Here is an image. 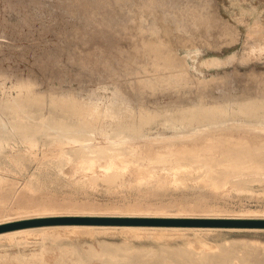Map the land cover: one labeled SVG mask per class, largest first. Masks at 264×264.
<instances>
[{
    "label": "rangeland",
    "instance_id": "rangeland-1",
    "mask_svg": "<svg viewBox=\"0 0 264 264\" xmlns=\"http://www.w3.org/2000/svg\"><path fill=\"white\" fill-rule=\"evenodd\" d=\"M21 97L36 103L23 101L18 112L13 108ZM251 102L264 104V0H0V225L21 223L0 232V264H43L32 256L42 248L45 264H188L201 254L206 258L198 264H264V227L188 223L264 219V179L216 189L196 168L161 184L139 183L131 171L123 175L114 167L102 175L75 172L77 154L111 153L113 162L118 147L65 143L63 156L52 151L63 134L104 142L87 127L61 128L96 107L101 118L116 111L122 123H144L152 136L188 132L195 122L173 123L201 117L203 128L259 138L264 112L253 117L240 110ZM36 106L41 110L34 112ZM21 126L39 127L34 146L27 133L20 135ZM18 156L20 164L12 160ZM93 216L143 221L73 220ZM39 219L49 222H34Z\"/></svg>",
    "mask_w": 264,
    "mask_h": 264
},
{
    "label": "bare ground",
    "instance_id": "bare-ground-1",
    "mask_svg": "<svg viewBox=\"0 0 264 264\" xmlns=\"http://www.w3.org/2000/svg\"><path fill=\"white\" fill-rule=\"evenodd\" d=\"M19 98H17L18 100L15 99L18 102L14 101V100H13V103L11 102L12 106L16 102V105L14 104L13 109H15L17 111H18V109H20V110L23 109V107H24L23 101L28 100V102L29 101L31 102V100H32V99H30V97H26L27 98L26 100L25 99L23 100V98L21 97L22 101H19V100H21ZM33 101L32 102L34 104L32 102L31 103L34 106L36 102L34 99H33ZM28 102L26 101L27 106L28 107H29V105L32 106V104L28 105ZM248 103H245V105ZM6 104L8 105V103H6ZM39 104H38V106H40ZM255 104H253L251 106H246V108H244L245 106L243 107V105H242L241 107H243V108L242 109L240 108V110L244 113L252 114L253 117L254 116L257 117L259 115H262L261 113L264 112V104L263 103L262 104L261 103H255ZM4 105H5V103H4ZM9 105H10V103H9ZM41 105H42V107L45 106V105H43V103ZM54 105H55V103H54ZM12 106H10V107H12ZM10 107L7 106V107H3V108L4 109L8 108V110H10L9 109ZM40 107H38V108L41 110L42 107L41 108ZM62 107L63 106H61L60 108H62ZM81 107H82V105H81ZM36 108H37V106L33 108V110L35 109L34 112H36ZM65 108L63 110L67 111ZM97 108H99V107L91 109L92 110V111L90 110L91 113L90 112L87 113V114H89L88 115L89 117L84 115L85 113H82L83 117L81 116L82 119L80 121L71 122L69 125H67L68 123L66 124L67 120L64 121L63 118L59 119L57 117L58 113H60V112H58L56 116L54 115V117L58 118V121H61V120L64 121L63 122L64 126L66 124V127H61V125L63 124L62 121L58 122L57 120L55 121V119H57V118L53 119L56 123L57 122L62 123L60 125L57 124L59 126V130L62 128V130H64V132H65V130L68 131L69 129L73 130V131H75V130L80 131V130H85V128L87 127V129L89 128L88 130H91V132L92 131L98 132V134L101 137H103V140H104V142H98V139L96 137L95 138L88 137L89 136V135L87 136L88 132L85 134L87 136L86 138L81 135L82 137H84V138H82L80 135L78 136L77 134L76 135H74V134H71V135L67 134L66 135V134H63L64 133L63 132V133H61V135L63 134L65 136L55 137L56 139L50 138V137L48 138L49 140L54 139L53 144L57 147H53L52 151L55 152L56 155L63 156L65 154V151L63 148V145L65 143L76 144V145H78V147H88V148L97 147V146H100V147H118L122 150L119 153H117L116 158L113 162H112V158H114V157H112L111 153L109 154L110 156L107 155L106 157H104V155L103 156H97V154L93 155L90 153L89 154L88 153H82L80 155L77 154V156L75 157V158H78L75 160L76 161L75 172L82 169V170L91 171L94 174L96 173L95 175H97V174L102 175L107 170L114 167L115 171H117L118 173L123 174V175H125L127 172L131 171L130 173L133 175V177L137 178L139 183L143 182V181L150 182L152 180H155L158 184H161V183L168 181L170 178L176 179L178 177H181L184 174L191 175L193 173L192 170H195L196 168H200L202 171H201V175H199V178H201L207 185L214 187L216 189L223 188L224 186H226V184L231 183L233 180L248 179V178H255V177H259L261 179H264V136L263 135L260 136L259 138H254V139H249L247 137H240V138L234 139L232 136L225 134L222 129H218L217 127L209 128V129L203 128V125H206V123L204 122V120H205L204 118L196 117L192 121H187L186 118L182 117V118L178 119L179 121L174 122L173 126L176 128L178 125H181V126L183 125L182 127H184V124L191 123V125H192L195 122L196 124L194 126L190 127V130L188 132H184V133L183 132H175V133H172L169 135L157 134L156 136H152L151 134H149L146 131V128H145V132L143 131L144 129H143L142 125L144 123L140 122L142 125L140 123L136 124V122L133 123L134 120L129 124H127L126 122L122 123L123 120L120 121V115H119L120 113L118 115H115L117 113L116 111H115V114H110V115H107V116H104L103 118H101V115H99L100 110L97 111ZM30 109H31V107H30ZM42 109H45V108L43 107ZM209 109H207V110L209 111ZM31 110H29V111H31ZM226 110L227 109L226 108L224 109V107H223L222 111L227 112ZM29 111H27V113H29ZM32 111L30 113H32ZM39 111H37V112H39ZM53 111H54V109H53ZM70 111H72L71 108H70ZM29 114H26L25 117H27ZM40 114H39V116H40ZM43 114H44V112H43ZM36 115H38V113ZM25 117H24V119H25ZM36 117L38 119V116H36ZM51 117H52V114H51ZM28 118L29 117H27V119ZM60 118H61V116H60ZM200 118L203 120V122L198 123L200 121L199 120ZM39 119H40L39 122L44 121V120H41L42 117ZM108 119H110V121H105ZM53 120L51 119V121H53ZM180 120H182V121H180ZM24 121H26V123H27V120H24ZM102 121H104L106 123H104ZM26 123H24V125ZM50 123H48L47 125H49ZM32 124L33 123L31 121V124L29 123V125H32ZM53 124H54V126H53ZM53 124L49 125V126H51L52 128L57 127V125H55V123H53ZM40 125H42V124H40ZM44 125H46V124H44ZM71 125H75V126L77 125L78 127L77 126L74 127L75 128V130H74V128L73 129L71 128ZM145 125L147 126V123ZM49 126H47V127L45 126V127L48 128ZM24 127L25 126H21L22 130L19 127L20 128L19 131L21 130L20 135L23 133L25 135L27 133L26 135H28L30 137L25 136L26 138L24 137V139L28 142L29 145L34 146V143H35L34 141H36L35 140L36 137L33 138V135L35 136L34 132H36L37 128H39V127L35 126L34 131H32L33 130L32 126H28V127H31L30 129L27 126L25 127L26 129ZM35 128H36V130H35ZM56 129H58V127ZM44 130L42 133L40 131V133L42 135L44 133H46V131H44ZM88 130H85V131H88ZM57 132H58V130H57ZM125 132H128V134L123 135V133H125ZM47 133H49V132H47ZM51 137H53V136H51ZM137 137L144 138V141L139 142V143L135 142L133 139H135ZM21 138H22V136H21ZM45 138H46V136H45ZM40 140H41V137H40ZM15 142H17V141H15ZM50 142H52V141H50ZM45 143H46V141L44 142V144ZM82 150H84V149H82ZM86 150H85V152H93L92 149L91 150L88 149L89 151H86ZM70 152L73 153L72 151H70ZM78 153H79V151H78ZM21 159H22L21 156H18V157H14L12 160L16 164H20ZM49 161H51V160H49ZM64 161H66V160H64ZM22 162H24V161H22ZM46 162H48V161H46ZM56 162H57V160H56ZM59 164H60V162H59ZM64 164H65V162L64 163L61 162V167ZM98 170L100 172H98ZM129 178L130 179L128 181H126L127 183L132 182V179H131L132 177H129ZM136 207H138V206H136ZM182 207H185V206H182ZM182 207H180V208H182ZM145 208H148V210L153 209L151 207H143L142 209H145ZM140 221H143V220H140ZM144 221H146V220H144ZM121 228L129 229V230H136V229H142V230L144 229L146 231L152 230L150 232L170 230L169 228H153V227H146V226H125V227H121ZM89 229H94V227L89 228ZM44 232L49 233L50 231H44ZM203 245H205V244H203ZM42 249L37 254H34L32 256L36 257V258H40L41 262L43 264H45ZM258 252L260 253V251H258ZM262 252H264V251H262ZM226 253L230 254L231 251L226 250ZM259 253H257V254H259ZM32 256L31 257L29 256V257L33 258ZM261 257H262V254H261L260 258ZM201 258L205 259L206 257H205V255L201 254L200 256L194 257L195 260L189 262L188 264H198L201 262ZM17 259H19V258H17ZM197 259H199V260H197ZM71 264H72V262H71Z\"/></svg>",
    "mask_w": 264,
    "mask_h": 264
},
{
    "label": "water",
    "instance_id": "water-1",
    "mask_svg": "<svg viewBox=\"0 0 264 264\" xmlns=\"http://www.w3.org/2000/svg\"><path fill=\"white\" fill-rule=\"evenodd\" d=\"M80 222H87L92 224L103 225H127L141 222L139 218L123 217V216H93L84 218H75ZM194 222L188 223H204L214 226L223 227H264V219H210V220H193ZM35 223L49 222L48 220L39 219ZM145 223V222H144ZM21 223H12L0 225V232L13 229Z\"/></svg>",
    "mask_w": 264,
    "mask_h": 264
}]
</instances>
